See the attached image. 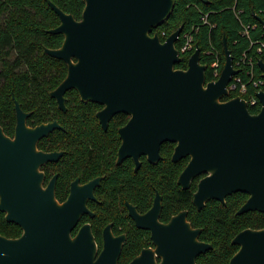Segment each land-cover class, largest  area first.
<instances>
[{"label":"water","instance_id":"water-1","mask_svg":"<svg viewBox=\"0 0 264 264\" xmlns=\"http://www.w3.org/2000/svg\"><path fill=\"white\" fill-rule=\"evenodd\" d=\"M47 3L59 18L58 26L47 32L61 34L63 42L43 52L67 67L65 78L49 94L59 110L66 112L64 94L74 89L82 102L103 106L96 117L104 129L117 113L130 115L120 129L118 163L130 149L147 153L154 162L162 143H176L173 161L190 159L178 184L187 189L194 177L206 174L193 195L198 211L208 201L225 205L228 196L242 193L248 198L237 215L264 213V90L256 94L257 114H251L240 97L222 100L239 73L225 41L220 75L206 82L207 66L200 62L199 48L189 57L187 69L175 68L181 60L175 43L183 26L164 42L152 34L170 17L175 0H84L80 20ZM254 16L264 30V20ZM257 66L264 79V62L258 60ZM14 109L13 137L0 126V212L6 222L21 229V235L14 239L0 235V264H117L124 236L113 237L107 227L98 252L89 224L72 235L81 215H92L87 201L94 199L100 178L82 186L75 180L67 200L59 203L56 176L44 186L40 168L56 162L62 153H44L37 145L61 126L53 121L30 127V113L17 101ZM160 208L156 195L146 215L138 216L135 209L130 213L139 228L151 232L155 246L143 249L130 264H157L155 255L159 264H196L212 246L199 241L200 229L186 221L184 211L167 224L158 223ZM231 244L238 250L227 264H264V227L240 231Z\"/></svg>","mask_w":264,"mask_h":264},{"label":"trees","instance_id":"trees-1","mask_svg":"<svg viewBox=\"0 0 264 264\" xmlns=\"http://www.w3.org/2000/svg\"><path fill=\"white\" fill-rule=\"evenodd\" d=\"M52 2L59 9L80 20L84 8V0H0V126L3 132L12 137L15 128L14 101H17L24 112H29L28 126L57 120L64 130H56L47 138L42 139L38 146L43 151L64 150L65 154L58 164L59 178L56 187V197H65L63 186L73 176L87 179L101 173L105 174L107 167L115 169L118 176L131 174L135 186L144 188V201L155 187L163 195L162 218L167 219L171 213L180 210L188 211V218L195 228H200L199 239L211 244L212 248L200 255L196 264H227L236 253L238 247L231 244L232 238L244 229H261L264 227V213L247 212L237 215L238 209L245 203L248 196L236 193L225 199V205L217 201L208 202L197 212L192 206V194L195 187L181 190L175 180L187 160L176 165L169 164L166 173L167 181L151 179L142 182L143 175L150 170L137 173L127 172L128 163L120 167L113 164V149L107 144L117 145L116 130L122 125L123 117L118 115L111 120L106 133L101 132L95 119L99 106L92 103L83 104L76 92L66 94V113L58 110L55 101L49 93L54 90L66 76L67 67L59 59L44 54V49H57L63 42L61 34H50L47 31L58 26L59 18L49 7ZM264 0H175V6L170 17L160 26L153 29L161 42L183 26L179 40L175 43L179 50L183 45L182 35L190 32L193 36L191 51L180 52V62L176 69H187L188 59L196 48L200 49V62L207 66L206 82L216 80L224 66V41L233 57V63L243 52L254 57V69L257 78L261 77L254 56L255 46L250 47V41H264V30L256 20L255 14L263 17ZM244 26L254 27L249 30V36H242ZM217 63V76H214L213 64ZM238 76L246 80L242 69ZM248 94H255L249 87ZM238 96L237 92H229L222 100ZM251 114H257L260 104L248 106ZM104 137L103 139L98 138ZM155 169L152 167H147ZM115 179L109 174L103 185L109 187ZM141 208L145 205L141 204ZM74 234V233H73ZM0 235L6 238H17L21 229L4 219L0 212ZM139 249L138 246L126 243L122 257H129Z\"/></svg>","mask_w":264,"mask_h":264},{"label":"flooded vegetation","instance_id":"flooded-vegetation-1","mask_svg":"<svg viewBox=\"0 0 264 264\" xmlns=\"http://www.w3.org/2000/svg\"><path fill=\"white\" fill-rule=\"evenodd\" d=\"M69 91L76 92L74 89H71ZM69 91H67L64 94L65 107H66V100H67L66 94ZM76 94H77V92H76ZM77 97H78L79 101L83 104L92 103V104H96L99 106V109L95 112V119L97 120V123L100 126V130L103 133H106L108 131L111 120H113L118 115L124 116L122 119V121H123L122 125L119 126L116 130L117 140H118L117 145H114V146H112L111 144L106 145V147L108 149L114 150L112 158H113V164L115 167H120L126 162V163H128V168L126 169L127 172L131 171L132 173H137V172L144 170V169L146 171L150 170L152 172L151 175H149L150 172H147L143 175V177H144V178H142L143 183H144V181L150 182L151 179L158 180V181L164 179L165 181H167L166 173L169 169L168 162L172 165H176L177 163L181 162L182 160H187L184 167L182 168V170L177 175L175 183L177 186L180 187L181 190H184V191L189 190L192 186L195 187V191L192 194V201H191L192 206L195 208V206L193 205V195L196 192L198 183L206 176V174H200V175L194 177L189 182V187L187 189H183L182 186L178 184L179 176L182 173V171L185 169V167L187 166L190 159H189V157H185V158L180 159L179 161H176V162L173 161V153H174L176 143H171V142L162 143L159 146V151H158L159 159H156V161H154V162H151L149 160V158H148L149 155L147 153H143V152L140 153V151H138V150L130 149L129 152H126L129 155H127V157L123 158L120 161V163H118L117 162L118 161V152H119V149H120L121 144H122V139L120 137V129L124 128L127 125V123L130 120V115L125 114V113H117L116 115H114L110 119V121L107 125V128L104 129L99 124V120L96 117V114L103 108V106H101L97 103H93V102H82L78 94H77ZM55 103H56V101H55ZM56 106H57V103H56ZM57 108H58V106H57ZM59 111L62 112L61 110H59ZM66 111H67V107H66ZM62 113H66V112H62ZM54 121H57V120H54ZM51 122H53V121H51ZM30 127H34V126H30ZM56 130H64V129L61 126L60 129H55L50 134H52ZM13 135H14V133H13ZM47 137H44V138H47ZM98 138L103 139L104 137L99 136ZM39 142H38V144H39ZM142 147L143 146H141L140 144L138 145V149H141ZM37 149L41 152H44V153H53V152L62 153V155L60 156V158L56 162H48L40 168L41 172L44 173V186H46L50 182V180L54 176H56V183H55V197H56V187H57V181L59 178V173L57 172L58 168L55 165L58 164L59 161L62 159V157L65 154V151L64 150H57V149L51 150V151H43L39 148L38 145H37ZM134 151H137L136 154ZM134 154H135V157H134ZM151 157H153V154H151ZM136 163H138V166L136 165ZM148 166L155 168V169L147 168ZM104 173L105 174L101 173L99 175L91 176V177L87 178L86 180L83 179L81 176L71 177L70 179H68L66 181L65 186H63L64 191H65V197L62 200H58L57 197H56V199L59 203L65 202L70 195L71 184L75 180H78V185L82 186V185L87 184L90 181H93L95 179L100 178L99 185H97L93 190L94 199L87 201V209L89 210V212L92 215H89V214L81 215L76 227L72 231V235H75L76 232L81 228V226H83L85 224H89L91 227L92 234L94 236L96 246L98 248V252H100L102 247L104 246V243H105L104 239H103V232L107 227H109V231L113 237L117 238V237L124 236L125 239L123 242V248H124L125 244L128 242L139 247V249L137 251L133 252L132 255L129 257H122V255L120 254L118 261H117V264H130L131 262H133V260L136 257L139 256L140 252L143 249H149V248L154 249L155 246H154L153 241L151 239V232L149 230L139 228L136 224L135 219L131 216L130 213L132 212L133 209H135V213L138 216L146 215L151 210V208L153 207L156 195L159 196L160 205H161L160 212H159V215L157 217L158 223L167 224L171 220L172 217H174L177 214H179L180 212L184 211V212H186V221L191 224V222L188 218V211L187 210H180L177 212H173L170 214V216L167 219H163L162 218L163 207H164L163 206V195L152 185L149 184V186H151V190L149 191V193L145 199V202H144V201H142V200H144V198H143L144 197V188H143V186H141L140 193H138L139 187L135 186V182L133 180H131V174L128 176V178L126 175L118 176L116 173V170L111 169L110 167H107ZM108 174L110 177H113L115 179V181H114V183L110 184L109 187H106L103 185V182H104V180ZM212 201H214V200H212ZM208 202H210V201H208ZM141 204L145 205V207L141 208L140 207ZM205 205H204V207H205ZM195 210L197 212H199L196 208H195ZM135 213H134V215H136ZM191 226H192V224H191ZM193 228H195V227H193ZM195 229H200V228H195ZM200 233H201V229H200ZM199 241H201V240L199 239ZM201 242H203V241H201ZM205 243H208V242H205ZM208 244H210V243H208ZM123 248H122V250H123ZM121 253H122V251H121ZM98 258H99V254H97L94 257V260L96 261ZM155 261L157 264L160 263V258L157 257L156 255H155Z\"/></svg>","mask_w":264,"mask_h":264},{"label":"built area","instance_id":"built-area-1","mask_svg":"<svg viewBox=\"0 0 264 264\" xmlns=\"http://www.w3.org/2000/svg\"><path fill=\"white\" fill-rule=\"evenodd\" d=\"M262 20H264V12ZM254 27L250 26H244L243 30L241 32L242 36H249V30L253 29ZM182 38L184 40L183 45L181 46L180 52H187L191 51L193 48V36L190 32H184L182 35ZM255 46L254 56L257 57L256 64L258 60H261L264 62V41L257 39L254 41H250V47ZM254 57L249 55L247 52H243L239 58L236 60L234 67L240 71L243 69L246 80L244 81L241 76L235 75L232 77V80L230 84L228 85V91L229 92H237L238 96L242 99H244L249 106H255L259 104V101L256 97V94L264 90V79L262 77L257 78L255 75V69H254ZM214 67V76H217V63L213 64ZM249 87L252 89V91L255 92V94H248L247 98H243L242 96L247 95Z\"/></svg>","mask_w":264,"mask_h":264}]
</instances>
